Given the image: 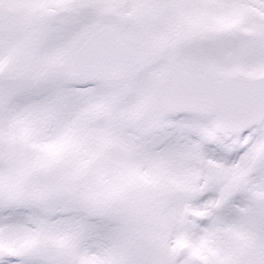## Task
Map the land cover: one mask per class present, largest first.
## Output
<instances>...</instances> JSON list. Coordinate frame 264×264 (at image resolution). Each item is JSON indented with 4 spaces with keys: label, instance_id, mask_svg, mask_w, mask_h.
I'll return each mask as SVG.
<instances>
[{
    "label": "snow or ice",
    "instance_id": "1",
    "mask_svg": "<svg viewBox=\"0 0 264 264\" xmlns=\"http://www.w3.org/2000/svg\"><path fill=\"white\" fill-rule=\"evenodd\" d=\"M0 264H264V0H0Z\"/></svg>",
    "mask_w": 264,
    "mask_h": 264
}]
</instances>
